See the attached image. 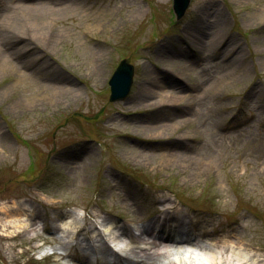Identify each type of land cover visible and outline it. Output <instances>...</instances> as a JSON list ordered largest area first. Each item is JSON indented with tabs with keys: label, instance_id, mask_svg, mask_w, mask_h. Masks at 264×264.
I'll list each match as a JSON object with an SVG mask.
<instances>
[{
	"label": "rangeland",
	"instance_id": "1",
	"mask_svg": "<svg viewBox=\"0 0 264 264\" xmlns=\"http://www.w3.org/2000/svg\"><path fill=\"white\" fill-rule=\"evenodd\" d=\"M54 1L81 13L0 24V60L11 55L43 81L0 68V264H113L111 223L147 240L160 230L228 240L264 260V0H190L182 19L173 0ZM123 59L131 91L110 101ZM150 79L193 97L212 89L185 107L131 110L148 102ZM177 120L187 121L179 132L145 136ZM19 205L34 226L14 232L6 210ZM63 217L69 226L54 230ZM152 256L146 264L163 263Z\"/></svg>",
	"mask_w": 264,
	"mask_h": 264
},
{
	"label": "bare ground",
	"instance_id": "2",
	"mask_svg": "<svg viewBox=\"0 0 264 264\" xmlns=\"http://www.w3.org/2000/svg\"><path fill=\"white\" fill-rule=\"evenodd\" d=\"M80 11V9L78 10L76 6H74L73 3L70 2L68 3L54 0H36L32 2L29 0H9V2H4V5L0 6V24L5 28L7 27V24L12 25V27H18V24L24 25L25 20H31L30 17L46 15L70 16L76 15ZM12 21L14 22L11 23ZM95 24L97 26L99 25L97 22H95ZM5 28L3 30H6ZM5 52L8 53L6 50ZM14 55L17 56L16 52L14 53ZM10 56H6L8 57V60H0L2 63L0 65V68L8 69V71L12 73L16 72L18 76H22V78L23 76L26 77L25 80L28 84L30 83L29 85L31 87H34V84H36L40 87V89L43 88V81H41L38 76L34 78V74H32L31 71L27 70L28 68L26 67L25 62L15 60L19 61L17 62L18 64H16L14 62V58H10ZM163 62L164 67L168 66V68H174L176 66L181 67V65H183V63L177 62V60L174 58H164ZM173 74L176 75L175 73ZM180 74L183 73L179 71L176 76L181 77ZM28 77L32 78L29 79ZM44 87L53 89V86L45 85ZM211 87L212 86H210L209 83L206 84V91L204 88L202 91L198 92L196 97H201L200 99L202 101L207 97V90L210 93L212 89ZM142 88V95H144V97H149L148 102L131 110L148 108L150 109L164 106L176 109L182 106L185 107V105L188 106V102L190 100H193V98H196L193 97L192 94H189L187 91L181 90L176 86L168 85L162 80H147L145 81V84L142 85ZM70 94H68V96ZM66 95L67 94L65 93V90H61L55 97L51 98V100ZM184 122L186 123L187 121L177 120L172 124H163V122H157L156 125L150 126L146 133L145 131L141 132L145 133V136H167L171 133L173 134L174 132H179ZM136 123L138 122H130L125 127H131L130 125H133V132H139V130L143 128L137 126L138 124ZM169 156H171L170 158L174 159L175 163L184 165L185 163H187V161H189L192 163L194 162V164L196 165H202L203 167H205L198 157H194L191 155L187 156L184 153L165 152L163 158H168ZM149 160L150 157L145 156L143 162L147 163ZM167 160H164V162L172 163V160ZM210 162V165L214 163V161ZM6 214L7 219L4 223V226L12 227L14 232L25 231L34 226V224L30 223L28 219L29 215L25 214L24 208L21 205H19L17 208H13L8 211L6 210ZM59 221L60 222L58 224L55 223L53 227L54 230L60 228L61 226H69V221H67L66 218L63 217ZM109 232L110 234L119 235L120 237L130 236L129 238L131 239L127 247L119 248L118 253L114 252L116 254L114 264H131V262H135L133 256L138 258L140 264H146L147 261H149L151 255H153L152 257L155 258H165V260H170L171 263L168 264H264V260L260 258L259 254H252L248 249L243 248L244 246L242 244H235L228 240L224 242L217 241L214 244L215 247L212 246L213 244L210 245L201 242L191 244V246L181 245L180 248L170 247L168 249V251L170 252V259L169 257L160 254L158 250L163 242H175L176 240L172 235H169L162 230L157 233L151 234L152 236L148 240L143 238L142 236L134 235L130 228L116 225L114 223L110 224ZM143 234H147V231H144ZM179 241L192 242L190 238H179Z\"/></svg>",
	"mask_w": 264,
	"mask_h": 264
},
{
	"label": "water",
	"instance_id": "3",
	"mask_svg": "<svg viewBox=\"0 0 264 264\" xmlns=\"http://www.w3.org/2000/svg\"><path fill=\"white\" fill-rule=\"evenodd\" d=\"M174 12L178 18L182 17L189 6L190 0H173ZM133 77V66L125 60L120 63L115 73L112 75L109 84L111 87L112 101L124 98L131 87Z\"/></svg>",
	"mask_w": 264,
	"mask_h": 264
}]
</instances>
